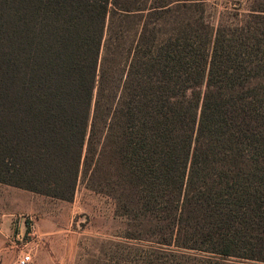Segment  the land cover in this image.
I'll return each instance as SVG.
<instances>
[{
  "label": "trees",
  "instance_id": "obj_1",
  "mask_svg": "<svg viewBox=\"0 0 264 264\" xmlns=\"http://www.w3.org/2000/svg\"><path fill=\"white\" fill-rule=\"evenodd\" d=\"M246 2L205 55L196 21L158 37L156 3L121 88L106 30L138 0H0V184L71 201L92 116L87 146L100 129L165 200L159 246L264 263V0Z\"/></svg>",
  "mask_w": 264,
  "mask_h": 264
},
{
  "label": "rangeland",
  "instance_id": "obj_2",
  "mask_svg": "<svg viewBox=\"0 0 264 264\" xmlns=\"http://www.w3.org/2000/svg\"><path fill=\"white\" fill-rule=\"evenodd\" d=\"M168 2L169 13L161 20L166 26L161 27L159 33L163 35L158 37L165 39L178 24L187 28L188 23L196 21L193 29L200 37L198 43L204 55L221 18L228 17L240 5L236 11L240 16L249 9L246 0H138L136 7L144 12L136 20L118 27L120 20L110 15L106 38L111 37L110 50L115 51L109 56V66L115 68V62H124L118 66L123 74L121 88L126 82L131 51L144 23H149L147 16L152 14L156 3L160 6ZM130 7L135 9L134 4ZM151 23L155 25V20ZM199 73L201 83V69ZM198 87L194 93L203 90V84ZM192 93L193 90L188 91L187 95ZM95 99L96 94L92 110ZM91 123L92 116L87 140ZM99 130L93 133L98 139L92 140L89 147L86 140L71 201L0 184V264H16L18 256L27 252L32 255L30 264L213 263L207 260L208 256L157 244L160 238L156 231L164 218L165 200L158 197L156 189L143 180L141 173H130L131 159L124 158L125 152L119 150V154L107 156L109 149L101 147L105 133ZM220 264L264 263L228 259Z\"/></svg>",
  "mask_w": 264,
  "mask_h": 264
},
{
  "label": "built area",
  "instance_id": "obj_3",
  "mask_svg": "<svg viewBox=\"0 0 264 264\" xmlns=\"http://www.w3.org/2000/svg\"><path fill=\"white\" fill-rule=\"evenodd\" d=\"M32 262V255L30 253H23L18 256L16 264H30Z\"/></svg>",
  "mask_w": 264,
  "mask_h": 264
}]
</instances>
